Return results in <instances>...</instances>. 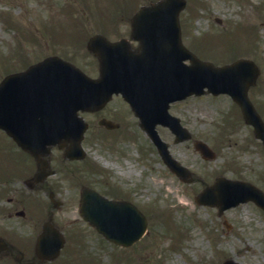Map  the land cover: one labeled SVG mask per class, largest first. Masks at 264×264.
Masks as SVG:
<instances>
[{
    "label": "rangeland",
    "instance_id": "1",
    "mask_svg": "<svg viewBox=\"0 0 264 264\" xmlns=\"http://www.w3.org/2000/svg\"><path fill=\"white\" fill-rule=\"evenodd\" d=\"M202 2L205 5H195L194 0L187 2L183 15L186 41L195 42L199 46L200 57L209 56L217 64L229 61V58L225 59L228 53L223 51L229 43L237 45L238 55L247 54L245 44L257 43L256 61L262 71L258 84L250 89L249 94L257 103L264 104V24H258L264 16V7H261L264 0ZM108 3L107 0H0V79L5 73L22 69L36 58L52 52L68 56L90 75H95L96 62L86 53L84 41L91 33L106 28ZM112 18L110 16L109 19ZM216 18L222 24L215 21ZM252 22H257L258 31L250 38L240 32L242 29L238 30L242 35L233 32L232 40L216 37L240 25L249 28ZM69 24L81 26L82 39H77L80 28L73 29L72 33ZM52 25L57 26L56 30L51 31ZM209 34L213 38H208ZM255 44L251 49L254 50ZM16 51L22 56L12 54ZM235 108L227 95L207 94L174 104L170 111L181 116L194 137L215 144L219 134L223 136L228 131L223 128L227 114L238 120ZM123 109L124 103L117 97L100 112L82 114L89 123V129L82 141L87 156L81 164L89 162L99 167L105 164L109 168V174L102 176L96 172L97 168L93 171L87 169V176L94 183L105 176L115 184L119 169L126 172L123 175L126 182L121 185L130 188L131 198L144 210L148 220L146 234L128 248L108 242L78 215L76 191L75 197L67 198L66 209L54 211L55 222L69 236L62 260L66 258V264H72L71 259L77 264H223L226 258H231L237 264H264V214L251 202L225 210L222 215H218L214 207L197 205L193 194L198 185L180 182L167 170L155 151L149 152L143 147V136L135 133L134 137H124L119 131L98 126V117L103 113L116 118L129 117ZM262 115L264 117V106ZM123 126L125 129L129 125ZM130 130L131 127L128 133ZM159 131L164 139L172 141V135L167 131L162 128ZM0 137V146L10 144L1 132ZM253 139L251 128L241 121L225 136L223 145L216 142L219 148L211 162L203 163L189 141L171 142L169 151L181 162L192 163L193 168L206 171L208 175L211 168L222 170L230 164L232 172L228 173L236 176L238 172L240 177L256 180L264 188V151ZM242 146L246 148L241 149ZM74 164L66 163L69 167ZM58 175L56 178L63 182L64 176ZM67 176H70L69 172ZM65 184L63 186H67ZM223 219L230 223V228L225 226ZM75 231L80 233H73ZM73 235L81 238V245ZM74 247L80 251L70 258Z\"/></svg>",
    "mask_w": 264,
    "mask_h": 264
},
{
    "label": "water",
    "instance_id": "2",
    "mask_svg": "<svg viewBox=\"0 0 264 264\" xmlns=\"http://www.w3.org/2000/svg\"><path fill=\"white\" fill-rule=\"evenodd\" d=\"M179 7L180 4L176 0H162L151 5L147 10L141 11L136 19L155 21L154 14H164V17L158 19L161 25L158 26L157 24L153 27L174 32V30H178L176 15ZM167 35L173 34L168 33ZM177 36V44L181 47L178 33ZM89 44L94 49V46ZM167 47L168 51L175 49L173 45L168 44ZM176 55L177 57H175ZM99 57L102 63V71L98 79L86 76L79 68L58 57L47 58L30 65L23 72L7 75L0 82V127L22 148L35 154L45 150V148L41 150V146L61 140H70L71 144L75 146L71 152L78 154L80 152L78 141L85 124L81 118L77 117V110L100 107L112 92H121L137 110L132 94H136L139 90L138 84H134V81L145 77L149 82L152 81L151 84L149 82L145 84L150 85L151 91H153L152 88L155 87V84L161 86L158 90L162 97L159 99V114L162 117L167 116L168 119L166 107L171 100L191 93L200 94L204 91V87L214 94L220 92L230 94L239 103L244 118L253 125L255 135L261 138L264 144V124L256 116L246 97V89L253 82L255 73H257L255 66H252L248 60H238L229 65L214 66L209 62L200 61L187 51L178 49L173 59H171V54L168 55L165 59V73L155 79L150 74L142 76L131 73L133 71L130 68L131 65L129 66V61L112 60L105 56ZM185 58H189V65L182 62ZM145 90L150 91V88L147 87ZM64 107L68 113V118H65V112L60 110ZM47 108L51 109L58 119H56L55 125L50 123L44 129L45 121L35 117V111L38 112L39 117H42L43 111H46ZM140 116L142 118V115ZM46 118L47 115L45 114ZM165 118L163 119L165 120ZM66 131L67 134H65ZM167 156H163L164 159L168 161L172 169L178 172L179 165ZM197 199L199 202L217 204L220 210L247 199H253L264 207L263 192L245 182L234 180L223 181L219 179L213 186L206 187ZM102 201L94 193H90L83 197L81 213L91 223L95 224L97 229L107 238L122 244H129L141 235L144 226L138 224L139 215L137 212H133L136 215V226L130 227L125 232L117 230L112 223L107 225L105 219L112 222V215L109 217L104 215V218L99 216V205L103 203ZM103 204L117 208L112 204ZM117 210L119 213H124L121 208ZM132 216L134 218L133 214ZM131 229H134L135 233L129 236L127 232Z\"/></svg>",
    "mask_w": 264,
    "mask_h": 264
},
{
    "label": "flooded vegetation",
    "instance_id": "3",
    "mask_svg": "<svg viewBox=\"0 0 264 264\" xmlns=\"http://www.w3.org/2000/svg\"><path fill=\"white\" fill-rule=\"evenodd\" d=\"M151 1L153 0H114L113 8L115 9V14L112 19L104 22L106 28L98 32L104 34L112 41L122 40L129 50L134 52L138 51L139 40L134 39L131 35V17L142 5ZM117 14L118 18L116 19ZM114 113L118 115L116 112ZM100 117L111 118L107 113L101 114ZM125 117L126 116L111 118L117 123V127L114 129L125 130L123 125H129L133 132L138 131L142 133L146 138L147 145L151 148L152 142L139 127L138 119L134 115ZM124 120L128 122L126 123ZM152 147L155 148V146ZM52 160L51 156L47 159L48 163ZM16 164L18 172L8 175L0 181V183H2L0 187V240L4 239L7 241V245H5L3 249H0V264H35V262L37 264H49L48 261L40 260L35 255V238L40 232L42 222L45 220L44 218L41 220L39 217V205L37 200L41 199L39 197L41 194L45 195L44 199L48 201L49 192H52L53 196L61 193L60 190H56V181L51 179L50 175L44 177L41 181H35V158L30 154H20ZM189 165L192 166V163H189ZM190 169L191 175L193 173L191 177L193 179L192 182L199 183L203 186L208 177L205 175L204 179L196 173L197 171L192 168ZM121 172L123 175H126L123 169ZM219 174L220 173L213 168H211V172L209 173L213 179ZM118 179L122 182L125 181L120 175ZM77 183L78 187H83L86 184V182L80 180L73 183L75 187ZM118 194L117 198H127L121 196L120 193ZM59 198L60 197H55L54 204L60 207L65 197L62 196V200ZM50 206V202L44 204L45 216L50 213Z\"/></svg>",
    "mask_w": 264,
    "mask_h": 264
}]
</instances>
